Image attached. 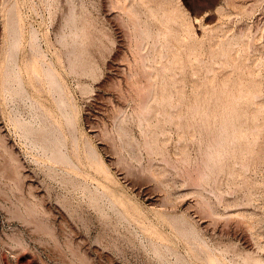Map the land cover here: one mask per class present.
<instances>
[{
  "label": "rangeland",
  "instance_id": "rangeland-1",
  "mask_svg": "<svg viewBox=\"0 0 264 264\" xmlns=\"http://www.w3.org/2000/svg\"><path fill=\"white\" fill-rule=\"evenodd\" d=\"M146 1L182 14L170 24L202 58L183 53L177 107L141 118L121 0H0V264L264 260V129L248 168L228 151L221 164L199 160L219 122L214 90L247 69L264 85V0Z\"/></svg>",
  "mask_w": 264,
  "mask_h": 264
},
{
  "label": "bare ground",
  "instance_id": "bare-ground-1",
  "mask_svg": "<svg viewBox=\"0 0 264 264\" xmlns=\"http://www.w3.org/2000/svg\"><path fill=\"white\" fill-rule=\"evenodd\" d=\"M121 1L123 2L121 4V9H122L123 14L126 16L124 18V22L126 24L125 28L128 27L127 32L132 31V37L134 40L133 41L134 42V45H133L134 48L131 47L132 49H134V59H133V63H131L133 65V71H132L133 73L131 76H129L131 78V80L129 79V77H128V79L131 81V82H129V83H131V85L135 84V87H134V85H132L134 88H136L135 92H133V93H135V95L138 96L139 99H141V103L139 102L140 100L136 102L137 105L140 103L137 106L139 108V110H138L139 115L138 114H136V115H138L139 117L142 116L141 118H143V117L149 115L151 111H157L158 110L157 106L160 107L163 105H165V106L168 105L171 108L177 107L180 104L179 99H181L184 96V89H183L184 81H183L182 69H183V64H184L183 62H185V60L183 58V55L185 54L188 61L192 57H195V56H197V57H195V59L197 61H201V58H202V57L201 58L199 57L197 52L191 51L190 49L187 48V43H185V41H183V39H181L180 33L177 30H175L170 24V23H172V24L175 23L177 21V19H181V17H183L182 14L178 10L177 11L173 10L170 13L165 14L163 17H161L158 14L157 8H154L146 0H137L138 1L137 3H140L144 6L145 13H147L146 19L145 18L143 19L140 9H138L136 7L133 0H124V1L121 0ZM118 2L120 3V1H118ZM118 2H117V6L119 4ZM11 7L12 6H10L9 8H11ZM11 10L15 11V9H11ZM11 10L9 9V11H11ZM9 11H8L9 14L12 13V11L11 12H9ZM12 15L14 16L15 14L12 13ZM10 18H11V16H10ZM13 19H14V17H13ZM13 19L12 18L9 19V20H11V22L9 21L8 24L12 23ZM159 19H166L165 28L153 30L151 28V23L158 21ZM17 20H18V17L15 21L17 22ZM122 21H123V19H122ZM12 24H15V22ZM10 27H12V26H10V25L8 26L9 30H10ZM189 27L190 26L186 27L187 31L190 30ZM11 31L13 32V29ZM11 31H9V32H11ZM14 31H15V29H14ZM14 33L16 36H19V35H17L19 33V31L14 32ZM14 33H12L13 37H14ZM128 34H130V33H128ZM12 35H10L11 38H13ZM13 39H15L14 40V42H15L16 37H14ZM148 40H151V49H152L151 53L144 52L145 51L144 50L145 44H146V42H148ZM133 42H131V43H133ZM248 43H249V41H248ZM13 45L16 46L15 43H13ZM250 45H248V47ZM11 46H9L10 49L13 48ZM16 49H18V48H15V50ZM14 52H16V51H14ZM6 55H7V52H6ZM261 60H263V59H261ZM6 63H7V61H6ZM49 72H50V70H49ZM53 72L56 73L55 71H53ZM51 73H52V71H51ZM51 73L47 74V76L50 78L51 82L52 81L54 82L56 76H54L55 74L53 75ZM3 74H2V76H3ZM5 75L6 74H4V78H5ZM141 75L143 76L142 79L143 78L145 79L144 84H142V85H140L142 83V81L138 84V81L141 80ZM138 76H140V78H138ZM238 79L239 80H238L237 86L235 88H229L225 84L223 85V82H222L221 87L218 88L217 90H214V92L212 93V97L220 100L219 101V103H220L219 122L215 128V131H213L211 134V137H210L211 139H210L209 144H206V145H208L207 148L209 147L210 149L209 150L207 149L206 155L204 154L205 156L202 155L205 157L204 161L202 158H201L202 161H201V159H199L200 162L205 163V164L203 163L202 165H207L209 161H218L219 164H221L223 158L225 157L224 154L226 153V151H228L229 152L228 154H230L233 159H235V157H237V158L241 157L240 159H242L243 161L240 163V165H242L246 168L249 167V162H245L244 159H248V158L252 157L253 145H254L253 143L257 142L259 134L264 129V85H263V78L261 76V73L260 72H254L251 69H247L246 72H244V70H240ZM53 82H52V84H53ZM213 86L216 87L217 85L215 84ZM173 90H174V92H173ZM199 93H200L199 89L197 88L195 90V95H197ZM198 99H200V97L197 99H194L190 103V108H189L190 111H194V112L195 111L196 112L202 111V109H200L201 102ZM155 109H157V110H155ZM170 115L171 114L169 113L168 117ZM138 122H139V120H138ZM250 123H252L253 125H251ZM145 124H143V126ZM42 129H44V128H42ZM42 129L40 131H43ZM40 131H38V132H40ZM42 133H44V132H42ZM42 133L40 132V135H42ZM143 134H144V131H143ZM38 135H39V133H38ZM46 135H43V136H46ZM43 136H42V139H43ZM145 137L146 136L142 137L143 140ZM145 140H146V138H145ZM144 142H146V141H144ZM146 143H144V145H146ZM205 143H208V142H205ZM54 144H53V146H54ZM146 147L147 146H145V148ZM229 148H231V150ZM54 149H55V147H54ZM146 149L148 150V148H146ZM202 149H204V148L202 147ZM236 150H237V152L238 151L240 152L239 156H236L237 155ZM149 153H151V152H149ZM204 153H205V151H204ZM55 154L59 155L58 153H55ZM55 154H54V156H55ZM56 158H58V157H56ZM60 158H59V161L61 160ZM162 159L165 160L166 157L162 158ZM195 164H196L195 169L198 171L197 167H199V165L197 163H195ZM202 169H203V167L201 166V169H199L200 170L199 173H201V174L198 173L199 177L202 176V172H203V174H205L204 171L201 172ZM150 171H151V169H150ZM148 173L150 174L151 172H148ZM152 175L150 174L149 177H151ZM194 175L197 176V173H195ZM189 176H190V173H189ZM199 177L197 176L196 179L197 178L199 179ZM191 178L194 179V177H191ZM155 179H157V178L155 177ZM196 179H194V182L197 185L199 180L197 179V181H195ZM192 184H193V180H192ZM219 194H220V192H219ZM219 194L217 192L218 196H219ZM205 202L206 201H204V203ZM201 203H202V201H201ZM199 204H200V202H199ZM205 204H207V202ZM205 204H204V206H206ZM201 205L202 204H200V207L202 209ZM30 207L29 208L27 207L26 210L24 211V213L26 211L28 213H30V212L32 213V211L34 209H32V206H30ZM206 207L208 208V204ZM203 210H204V208H203ZM207 210H209V209H207ZM16 212L17 213H15V214L19 215L20 217L25 218L23 213H21L20 211L18 212V210H16ZM28 213H26V214H28ZM210 215L212 216V214H210ZM206 257L209 258L208 254H207V256L205 254V260H207ZM208 261H210V260H208ZM251 261H252V264H264V260L261 258H253ZM210 264H213V263L210 262Z\"/></svg>",
  "mask_w": 264,
  "mask_h": 264
}]
</instances>
